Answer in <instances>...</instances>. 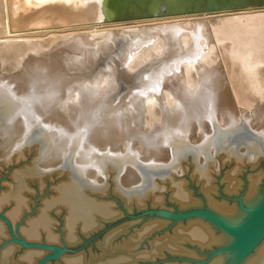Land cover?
I'll use <instances>...</instances> for the list:
<instances>
[{"label": "bare ground", "instance_id": "obj_1", "mask_svg": "<svg viewBox=\"0 0 264 264\" xmlns=\"http://www.w3.org/2000/svg\"><path fill=\"white\" fill-rule=\"evenodd\" d=\"M102 2L0 0V55L41 56L22 70L29 77L28 84L20 78L0 76V148L13 138L4 154L6 163L21 159L22 150L34 153L33 167L23 169L29 181L21 182L15 190L0 192V210L7 207L1 219L11 228L29 209L30 181L35 183L34 188L42 189L45 170L40 172L35 163L41 169L57 167L56 171L66 177L65 183L55 186L53 197L41 201L34 218L25 219L16 233L19 238L10 229V235L29 243L43 240L48 246L58 245L53 211L66 214L61 234L66 246L77 242L76 223L82 232L89 233L103 219L117 215L114 205L98 201L99 194L108 191L107 181L118 196L119 212L123 214L147 204L163 207L160 192L165 188L173 208L182 212L183 208L203 207L207 211L196 213L206 219L196 216L199 221L195 219L186 228L175 223L179 227L172 239L164 237L151 243L149 251L139 252L142 238L168 223L160 215L151 217L117 246L113 241L122 228L104 236L98 246L100 252L114 253L106 262L85 263L82 255H64L59 261L131 264L169 252L182 264H197L211 248L233 240L249 208L264 194V171L243 181L238 178L246 162L264 161V119H256L264 113V58L249 65L245 79L232 75L238 62L230 44L260 46L264 52V8L101 23ZM159 38L167 44L165 57L151 55L153 59L139 74L128 76L126 69L142 57V50H137L153 46L161 41ZM184 43L190 44L187 52L181 48ZM216 49L222 66L217 61L215 70L208 61L209 53ZM91 51L97 55L93 65L90 60L94 59L88 56ZM73 59L79 61L76 68L71 67L76 66L70 62ZM86 63L91 65L89 69ZM190 66L201 72L198 86H188L191 83L186 68ZM73 68L76 76L67 72ZM244 84L249 91H243ZM68 86L77 91L72 100L82 104L71 110L62 104L52 105ZM87 101L96 104L86 106L83 102ZM158 112L160 123L146 135L149 127L142 130L141 126L150 124L148 120ZM134 124L136 131L129 130ZM218 156L231 165L222 179L221 201L215 197L217 190L212 182V165H216ZM184 162L197 173V200L183 181L176 180ZM125 179L129 181L125 183ZM162 182L167 183L160 186ZM6 229L0 222V242L7 237ZM187 245L194 250L188 251ZM12 248L8 246L0 254V264H34L42 255L40 249H26L15 259ZM227 261L229 256L221 252L208 264ZM237 264H264V234Z\"/></svg>", "mask_w": 264, "mask_h": 264}, {"label": "rangeland", "instance_id": "obj_2", "mask_svg": "<svg viewBox=\"0 0 264 264\" xmlns=\"http://www.w3.org/2000/svg\"><path fill=\"white\" fill-rule=\"evenodd\" d=\"M33 32H35V31H33ZM160 39L161 38H159L158 40H160ZM161 41H163V42H161ZM161 41H158V42L156 41L157 43L153 44V46L144 45L142 48H139L137 50L138 52L139 51L141 52V50H142V52H141L142 57H139L138 59H136V61L133 62L132 64H130L131 66H129L126 69L128 76H134V75L139 74L150 58L153 59V58L158 56L157 58L160 57L159 59H162L163 57H165V54H166V51H167L166 50L167 44L165 43L163 38L161 39ZM159 42H161V43H159ZM230 44H232V47H233V52H234L233 58L236 60L235 63L238 62L237 63L238 65H236L235 69L232 70V75H238V76H241V77H243L245 79L246 78V74H247V69H249L248 68L249 65L251 63H254V62L262 61V59L264 58V52H263V50L261 49L260 46H256V47H251V46H247V45L243 46L241 44H237V43H234V42L230 43ZM222 45H225V44H222ZM154 46H155V49H154ZM189 46H190V44L186 45L184 43V45H181V48L183 50L185 49L184 51L187 52V51H189ZM159 48H160V50H159ZM148 49H149L150 52L147 51ZM153 49L155 50L156 53L154 52ZM156 49H157V51H156ZM158 50H159L160 53L158 52ZM144 52L145 53L147 52V54H145ZM161 52H163L164 54L161 53ZM87 54H86V57H87ZM90 54L91 55L93 54L94 57H93V55L91 56ZM95 55H96V53L94 51H91L88 54V56H90L89 59H92V58L94 59V60H90L91 65L96 63L97 55L96 56ZM147 55H149V56H147ZM151 55H154V56H152L153 58L151 57ZM144 56H147V57L144 58ZM216 56H218V59L216 58ZM35 57L36 58H40L41 56H33V57L32 56H28V57H25V58H19V57H9L8 55H0V76L6 77V79L8 78V79H12V80H14V79L17 80V79L20 78L21 80L26 81L27 84H28L27 80H29V77L25 76L23 74L22 70H24L28 65H31L30 63H32L34 61ZM209 57H210V61H208V64H209V66L212 67V69L216 70L215 67L218 65L217 61L222 66L218 49H216L215 53H209ZM146 58H148V59L146 60ZM35 60H40V59H35ZM140 60H142L143 63H140L141 62ZM74 61H76V60L73 59L70 62L73 65L76 64V66L74 65V66H71V67H75L76 68V67H78L77 65H78L79 61L78 60L76 62H74ZM91 65L89 63H86V66L87 67L89 66L88 69L90 68ZM263 68L264 67L261 68V71L264 70ZM189 69L193 70V71H191V73H190ZM74 70H75L74 68L72 69V71L68 69L67 72L69 73V75L76 76L77 71L75 70V72H74ZM223 70H224V68L220 67V71L222 72ZM230 70H231V68H230ZM186 72H187V74H189L188 75L189 77L187 76V79L190 80L188 82V84L191 83V85L189 84L188 86H190V87L192 86L193 87L195 85L198 86L199 84H201L200 83V78H199L200 77L199 73H201V72H197L196 70H194L192 68V66L186 68ZM224 73H225V70H224ZM131 74H133V75H131ZM176 74H178V73H176ZM190 74L192 76L194 74L193 77H195V78L190 77L191 76ZM112 85H114L113 86L114 88L116 87L114 83H112ZM227 85L230 88V85L226 84V87H227ZM224 87H225V85H224ZM243 87H244L243 91H249V89H248L246 84H244ZM225 88H224V90H225ZM66 89H67L66 93L61 94L58 99L53 100L51 102L52 105L58 106V105L62 104L63 107L66 108L67 110H71L74 107L80 106L82 104V102L79 101L78 104H77L76 103L77 101L72 100L73 93L74 94L77 93L75 87L68 86V88H66ZM137 96H139V95H137ZM254 100H257V101H255V103H258V102L261 103V101H259L258 99H254ZM138 101L140 103L141 99H138ZM83 103L86 106L87 105L88 106H93L94 105L93 103H95V101H87V102H83ZM263 105L264 104L262 103L261 106H263ZM240 107L242 108L243 105L242 106L240 105ZM246 112H248V110ZM160 113L158 112V114H157L158 116L154 117L152 119L153 121L152 120L151 121L148 120V123L151 122L152 125L150 123V124H145L144 126H141L143 128L140 127L142 130L148 129L147 127H149V130H151L153 128L152 131L145 130L146 135H147V132H148V135H150L151 132H153L154 128L158 125V123H160V121H159V120H161L160 117H159L161 115ZM262 116L260 114L256 119L263 120L264 119V113L262 114ZM149 119H150V117H149ZM153 123H154V125H153ZM259 123H261V122H259ZM136 124H134L133 126L135 127ZM133 126L129 130L133 129V130L136 131L137 125H136L135 128ZM150 126L152 128H150ZM258 126L261 127L260 125H258ZM123 129H125V126L122 127V130ZM11 140L5 143L6 146L0 148V192H2L3 189H4V191L7 190V189L8 190H13V189L15 190L21 182L29 181V177H28L27 173H25L23 171V169H25L26 167L32 168L33 165H34V162H33L34 153H33V151H31V149H26L27 151L26 150H22V155L20 157L21 159H18V161L17 160H15V161L12 160V162L10 161V162L6 163V157H4V154L7 151L6 148L10 144ZM138 151L140 152L139 148H138ZM221 158H222L221 156L216 157V165L215 166L212 165V175H213L212 182H213V185L215 186V188L217 190V194L215 195V197L217 199L219 198L218 200H220V201L222 200L221 198H223L222 196H224V193L223 194L220 193L221 192L220 188L222 187V184H223L222 179H223V176L225 175V173L228 172V170L231 168L230 163L229 162H222L223 160ZM35 164L39 168L40 172L45 170L44 172H42L45 175H42L43 176L42 177L43 187L40 190H38V188H34V187H36L35 183L33 181H30L31 185H32L31 187H33V188H31L32 192L29 193L30 195L28 196V200H29V203H30L29 204V209L26 210L25 213H23L21 215V217L16 221V223H14V225L13 224L10 225L11 228H9L7 226V224L1 219V217L5 218V213L7 211V207H5L2 210H0V222H2L5 225V227L7 228L6 229L7 237L3 238V240L0 242V254L8 246L9 247H13L12 248L13 249L12 256L15 259H17L18 257H21L23 255V253L25 251H27V250L22 248L21 246L11 242L12 240H11V235H10V229L13 232V234L17 238H19L16 233H18V230L22 227V225H24V222L26 220L34 218L35 213H36V211L38 210V208H39V206L41 204V201L53 197L55 195V192H54L55 186H58V185H61L62 183H65V177H66L65 173L59 174L56 171L57 167H52V168H47V169L46 168H42L41 169L40 167H42V166H40L38 163H35ZM261 171L262 172L264 171V161L263 160L260 163L246 162L242 166L241 173L239 175L240 177L238 176V178L243 181L242 178H247V177H251V176H253L255 174L262 173ZM262 174L264 175V172ZM196 175H197V173L194 172V168H192V165L189 162H186V163L184 162L182 164V172L179 175H177L178 179H176L177 181H183L185 183L186 188L192 194V198L195 199V200L199 199L198 195L200 194V191L198 189L199 186L197 184L196 179H194V177L196 178ZM263 178H264V176H263ZM125 181H126L125 183H127L129 181V179H125ZM107 183L108 184L106 185V187H107L106 189H108V191L105 190V193L107 191L106 194H103V195L99 194L98 201H100V202L104 201V202H107V203H110V204L114 205L115 206L114 208L117 211V215H115L111 219H106V220L103 219L102 220V224H97L94 227V229H92L89 233L82 232L80 230L79 224L76 223V229H77L78 232L76 231L77 242L74 245H67L66 246L63 243L64 242L63 235H61V234H62V232H64V229H65L63 221L65 219V215L66 214H64V212L61 211V210L60 211L57 210L58 212H54V211L51 212V215L54 218V228H53V230H54V232H56V235L58 236V239H59V243H58V245H56V247L60 249L61 253H60V255L57 258H55L52 261H49L47 264H63L59 260L64 255H67V256H70V257L76 256V255H82V257L86 260L85 263H89V262L90 263H98L99 261L100 262H102V261L106 262L108 259L113 257L114 253L113 252L112 253H106V252L102 253V252H100V248L98 246H99V243L101 242V239L104 236L110 234V232L112 233L114 231H117L119 228H122V230L118 233V235L115 236L114 241H113L114 245L117 246L120 242H122L123 240L127 239L131 233L133 234V233L137 232L138 230H140L143 227V225H146L148 218H151V217L154 218V217L160 215L159 217H161L163 219H166V221H168V223H166V225H164L163 227L153 231L152 233H150V234L146 235L144 238H142L141 242H143V244H142L143 246L140 245L142 247H139V250H138L139 252H142L144 250L149 251L150 248H151V243H153L155 241H159V240L163 239L164 237H167L168 239L169 238L172 239V237H174L173 236V231L177 227H179L178 225H176L177 223H179V222L182 223L183 224L182 225L183 228L184 227L186 228V227H188L189 224H192V223L197 221V220H195V219H198L196 216L202 217L203 219L205 218L202 214L195 213V212H198V211H207L203 207L200 210L198 209V207L197 208L190 207V208H186V209L183 208L184 212L183 211L182 212L179 211L177 208H173V205L170 203V201L167 198V196H168L167 195L168 194L167 190L168 189L165 190V188L163 189L162 192H160V193H162V198H163V202H164L163 203V207L159 208L157 206L155 207V206H151V205L147 204V206H145L143 208L136 209V210L135 209L134 210H130L131 212L127 211L126 213L123 214L122 211L119 212L120 209L118 207L119 206V204H118L119 200L117 199L118 196L115 195V193H113V191H111L112 189L110 187L109 181H107ZM165 183H167V182H162L160 186H163V184H165ZM109 191H111L113 194L111 192H109ZM158 193H159V191H158ZM234 198L233 197L230 198L231 199V202L229 201L230 204H233V202H232L233 200L232 199H234ZM198 206L201 207L202 205H198ZM188 218H192V220H190L189 222L185 221ZM198 221H199V219H198ZM206 221H209V220L207 219ZM154 232L157 233V234L155 235ZM213 232H215L218 235L217 231H213ZM40 242L46 243L43 240L40 241ZM40 242H38V243H40ZM231 242L232 241L228 242L225 245H222L223 247L220 246L221 248L220 247L217 248V247L214 246L213 248H211V250L208 249L210 252H207V254L204 255L201 258L202 260L198 259L197 261H199L200 263L198 262L197 264H208L209 263L208 261H210L212 259V257L217 256V254H219L221 252H223V253L225 252L229 256ZM53 246H55V245L53 244ZM116 246L114 247V249L119 250L118 248H120V247H116ZM187 248H188V251L194 250L191 245L189 247L187 245ZM190 249H192V250H190ZM35 251H39V250H35ZM39 252L42 253V255L36 260V262L42 256H44L45 254H48L47 251H41L40 250ZM164 254L165 255H162V256H156V257L147 258V259H143V260L141 259V260H138L136 263H131V264H177V263L182 264L180 262V260H178L179 259L178 256L174 257L169 252H166ZM226 264H228V261H227Z\"/></svg>", "mask_w": 264, "mask_h": 264}, {"label": "water", "instance_id": "obj_3", "mask_svg": "<svg viewBox=\"0 0 264 264\" xmlns=\"http://www.w3.org/2000/svg\"><path fill=\"white\" fill-rule=\"evenodd\" d=\"M246 8H264V0H103L101 23H121L158 17H176ZM196 213V212H195ZM264 234V194L249 208L231 243L228 264H237ZM12 243L48 254L35 264H46L60 255V249L43 242L29 243L11 234ZM50 252V253H49Z\"/></svg>", "mask_w": 264, "mask_h": 264}]
</instances>
